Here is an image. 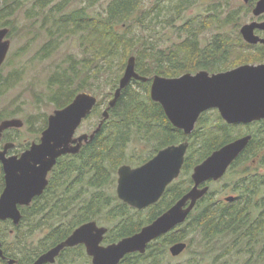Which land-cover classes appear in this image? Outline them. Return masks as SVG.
Here are the masks:
<instances>
[{"label":"trees","instance_id":"trees-1","mask_svg":"<svg viewBox=\"0 0 264 264\" xmlns=\"http://www.w3.org/2000/svg\"><path fill=\"white\" fill-rule=\"evenodd\" d=\"M25 1L0 0L1 28L13 29L11 17L21 9ZM102 1L106 2V6L101 11H92ZM255 1L252 0L247 5L231 7L228 0H210L205 15L191 17L184 21L177 28L178 41L169 47L161 48L147 37L131 35L130 32V24L133 20L145 28L147 24L152 25V22L163 18L161 15L164 14V7H158L160 1L155 2L151 8L144 9L142 7L144 0H84V6L67 10L70 0L56 2L35 0L34 10L29 11L28 17L41 18L42 26L46 28L45 31L49 37L48 42L39 50L40 59L49 57L58 48L60 41L69 36L78 37L82 53L80 58L68 57L67 67L52 75L48 83L51 95L47 97V100L56 109H61L68 105L76 94L91 91L90 81H98L103 76H106V81L112 85L113 94L109 95V99H112L126 62L131 56L135 57L136 72L143 77L157 75L174 78L185 73H196L199 70L217 73L240 65L264 63V45H249L242 40L239 33V27L243 21L240 14L245 12L248 16ZM193 3L194 0H178L171 5V10L176 16H180ZM259 18L262 20L264 17ZM210 27L215 29V33L205 44H201L200 36ZM230 28L233 30L230 31ZM257 33L264 37V32ZM10 35L9 30L8 36ZM113 66H115V71H113ZM111 74L114 75L113 79L109 77ZM10 83L11 81H4L0 77V85H2L0 94L8 88ZM136 87L143 88L145 93H141ZM99 102L88 118L95 113L96 118L100 119L99 121L102 120ZM108 111L109 117L89 142L88 151L78 161H74L75 170H85L90 174L89 204L79 211V215H76L74 220H69V223L59 222L57 226L48 224V222L43 223L42 227L47 229L48 235L46 233L44 236L42 246L48 247L60 241L75 226L98 216L106 206L112 203L113 199L106 190L117 166L127 160L124 147L139 129L146 130L145 133L149 137L154 136L157 142L162 143L161 145L174 144L181 138L184 139L181 132L172 131L173 127L160 105L150 99L147 83L132 80L122 90L115 106ZM14 115H16L15 111H4L0 113V122L12 119ZM217 118L209 116L200 119L195 131L186 137L190 142L184 164L187 176L186 190L192 183L188 177L191 169L211 152L228 143L238 133L236 128L218 125L220 122ZM24 124L30 127L27 120ZM46 124L47 118L45 117L39 131L43 130ZM30 131L35 136L39 133V131H32L31 128ZM250 132L253 134L252 140L240 159L242 157L243 161L248 163L255 159L256 165L264 167V122L262 125L251 128ZM71 174L72 167L65 163L56 186H65V183L69 182L66 177ZM230 177L234 175L231 174ZM235 177L239 179L238 176L235 175ZM260 180L256 184L257 189L264 190V175L260 177ZM244 182L246 181H238L236 185L242 186ZM68 185L70 186V183ZM63 196L65 206L70 203V199L65 194ZM205 201V204L193 211V216L187 226L189 230L201 237L200 248L202 249L205 244L222 235H238L241 229L244 234L240 235L247 236L249 239H254L256 233L257 237L262 232L261 230H264V220L262 221L264 203L260 219L256 220V225H250L246 213L247 211L250 213L251 210L239 207L223 208L213 205L211 200ZM125 209L122 207L118 211L125 213ZM117 216L122 215L117 214ZM121 221L124 224L118 230V234H132L141 226V223L137 225L136 222H131L130 218L128 221L126 219ZM9 228V225L1 224L0 237L6 243L4 249L11 256H17L20 254L21 231L19 227H14L13 234H10ZM253 255H257L255 264H264V246ZM250 264L254 262L251 261Z\"/></svg>","mask_w":264,"mask_h":264},{"label":"water","instance_id":"water-1","mask_svg":"<svg viewBox=\"0 0 264 264\" xmlns=\"http://www.w3.org/2000/svg\"><path fill=\"white\" fill-rule=\"evenodd\" d=\"M242 1L247 4L251 0ZM252 15L256 18L264 16V0L255 3ZM256 30L264 32V20L244 24L239 33L249 45H264V38L257 35ZM8 33L7 28H0V67L10 48ZM132 80L142 83L149 80L136 72L134 56L129 57L126 62L118 87L108 103V109L115 106L122 90ZM149 96L162 107L171 125L187 135L194 129L200 114L209 109H217L229 124L259 121L264 119V63L240 65L212 74L201 70L195 74L185 73L174 78L154 76ZM97 101L92 94L81 92L68 105L56 109L47 118V127L41 134L40 143H33L20 158L5 157L12 144H6L3 151L0 150V162L3 164L6 180V188L0 198L1 220L11 219L14 224H18L20 212L17 205H28L33 197L42 194L48 184L47 175L56 160L66 154H76L82 142L93 139L103 122L108 119V109L102 112L100 124L90 135L83 134L77 138L73 136ZM22 127V120L17 118L1 121L0 140L6 130ZM249 140V136L236 140L213 152L196 166L192 174L193 188L164 215L135 236L103 249L96 246L100 237L95 239L93 236L102 235L105 230L97 229L94 223L85 224L33 264L53 263L64 248L77 244H86L88 253L93 257V264H118L126 254L143 253L147 243L184 222L197 200L207 191V188L199 189V186L210 179L221 178ZM186 149V143L171 146L159 152L141 168L132 170L127 166L121 167L118 171L117 187L120 199L138 208L155 202L165 187L178 176ZM187 203L189 205L184 208ZM184 247L183 244L173 246L172 255H178Z\"/></svg>","mask_w":264,"mask_h":264},{"label":"flooded vegetation","instance_id":"flooded-vegetation-1","mask_svg":"<svg viewBox=\"0 0 264 264\" xmlns=\"http://www.w3.org/2000/svg\"><path fill=\"white\" fill-rule=\"evenodd\" d=\"M257 32L258 31H255V33L259 35ZM154 76L148 77L149 80L146 83L148 84L149 88L151 85V80ZM106 109L108 108L106 107L104 110ZM209 116L218 117L217 121L220 122L218 125L222 127H232L238 130L237 135L232 137L228 143L221 146L217 150L247 136L250 137V142L253 137L250 129L256 127L257 125H262L264 122V119H262L251 123L229 124L221 117L217 109H209L200 114L195 123L194 129L188 135L185 134L184 131L178 130L171 125L173 127L172 131H178V133L181 132L184 136V139L181 138L180 141L174 144L164 145H161V142H157L154 136L149 137L148 134L145 133L147 132L146 130L142 128L139 129L137 133H134L133 139H131V141L124 147L127 160L117 166L116 171L114 174H112L110 185H108L106 190V192L113 199L112 203H110L109 206H106L98 216L89 218L88 220H85L81 224L75 226L71 232L60 241L49 245L48 247L42 246L44 236L48 232L47 229H43V223L48 222V224H56V226L59 224V222L69 223V220H74L76 215H79V211H82L85 205L89 204L88 199L90 198V193L88 182L90 174L85 170H75L74 163L75 160L78 161V159L84 156L85 152L88 151L87 147L89 146V142L92 140H89L88 142H82L76 154H66L56 160L55 165L47 175L48 184L42 194L33 197L28 205H17V209L20 212V221L18 224H14L13 220L11 219H0V225L6 224L10 226V234H13L14 227H19L21 231L20 254L17 256H11L10 253L4 249L6 243L4 239L0 237V247L2 251L0 264H33L49 250L69 238L76 229L89 223H94L97 229L105 230L104 234L93 236L95 239L100 237L99 243L96 246L103 249L111 245H116L122 240L131 238L141 232L144 227L149 226L159 217L164 215L168 210H170L184 195H186L193 188L194 182L192 180V174L194 168L206 160L213 152L217 151L214 150L211 152L210 155H208L204 160L191 169L188 177L192 183L191 186L186 190L187 176L184 169V164L190 145V142L186 137L190 136L195 131L197 123L200 119H204ZM84 121H82L80 126L76 129L73 136L74 138H77L83 134L90 135L100 124L99 121V123L95 125L94 129H92L90 133H78ZM46 127L39 131L38 137L33 138L31 141L26 140L23 143L19 142V140L17 141V137H15L16 134L13 135L11 132L19 129L6 130L0 140V150L3 151L6 144H12L13 146L8 149L5 157L20 158L22 153L28 150L33 143H40L41 134L46 129ZM249 142L242 152L228 166L225 174L221 178L218 180L210 179L199 186V189L207 188V191L199 200H197L193 210L188 214L183 223L176 225L169 232L162 234L147 243L143 253L133 252L126 254L118 262V264H197L200 260V256L205 254V252L200 250V248L198 250L196 249L197 245L201 247L202 239L199 235L197 236L195 233L189 230L187 226L191 216H193V211L205 204V200H211L213 205L223 208L239 207L245 210L247 208L248 210H251L250 213L257 210L258 213H256L254 217L250 216L248 211L246 213L248 219H250L248 220V223L250 225H256V220L260 219L261 217L264 203V190L257 189L256 184L261 181L260 177L262 178L264 175V167L259 164L256 165L255 159H252L251 163L243 161L242 157L240 159V156L246 151L245 149L248 147ZM184 143L187 144V149L179 174L165 187L164 191L155 202L142 208H138L120 199L117 187L119 179L118 171L121 167L127 166L132 170L141 168L153 160L159 154V152L165 150L168 147L178 146ZM65 163L72 167V174L66 177V179L69 180L68 183H70V186L68 183H65V186L62 187L56 186L57 182L60 180L58 178L63 171ZM231 174H233L234 177H230ZM235 175L238 176L239 179H237ZM244 180L246 182L243 183V187L236 185L238 181L242 182ZM218 184L220 186L216 187ZM5 188V173L3 170V164L0 162V198ZM170 188H172V190H170ZM180 192L182 193L179 195L178 193ZM64 194L70 199V203L65 206L63 205ZM188 205L189 203H187L184 208H187ZM122 207L126 208L125 213L118 211L119 209H122ZM61 210L63 211L61 212ZM117 214H121L122 216H117ZM128 218H130L131 222H136L137 225L141 223L140 228L134 231L132 234H118V230L122 227V224H124V222L121 220L126 219V221H128ZM263 220L264 219H262V221ZM249 224L247 225L249 226ZM32 227H34L33 230H31ZM194 236H197L198 238ZM177 244H183L185 247L178 255H172L171 248ZM186 255H188L187 259L185 257ZM31 257L32 259H30ZM45 264H93V257L88 253V247L86 244H77L72 247L64 248L55 258L53 263Z\"/></svg>","mask_w":264,"mask_h":264},{"label":"rangeland","instance_id":"rangeland-1","mask_svg":"<svg viewBox=\"0 0 264 264\" xmlns=\"http://www.w3.org/2000/svg\"><path fill=\"white\" fill-rule=\"evenodd\" d=\"M56 1L59 0H54V2ZM159 1L160 6L158 7H164L165 15H161L163 18H160L157 22H152V25L147 24L145 28L133 20L130 24V32L131 35L147 37L161 48L169 47L175 41L177 42L179 39L177 28L191 17L205 15V10L210 3V0H194V3L184 10L180 16H176L175 12L171 10V5L178 0H144L142 7L144 9L151 8L155 2ZM228 1H230L231 7L247 5L242 0ZM34 2L35 0H26L21 9L11 17V22H13L11 27L13 29L9 27L11 35L8 36L10 49L4 66L0 70L1 79L11 81L8 88L0 94V113L15 111L16 115L13 118L20 119L24 123L27 120L30 124V127L24 124L21 129L11 131L13 135L16 134L17 141L19 140L22 143L38 137L39 134L35 136L30 128L32 131L38 132L43 126L44 118H48L56 110L54 105L47 100V97L51 95L48 83L52 75L58 73V71H63L67 67L66 59L68 57L80 58L82 56L78 37L69 36L60 41L58 48L49 57L40 59L39 50L48 42L49 37L46 34V28L42 26L41 18L28 17L29 11L34 10ZM81 6H84V0H70L67 10ZM105 6L106 2L102 1L92 11H101ZM240 17L243 20L240 26L253 21H261L260 18H255L252 15V11L248 16L245 12L241 13ZM232 30L230 28V31ZM214 33L215 29L211 27L209 30L204 31L199 38L201 44H205ZM114 68L115 66H113V71H115ZM109 77L113 79L114 75L111 74ZM90 82L92 83V90L84 92L93 94L98 98V102L100 101L99 112H102L108 107L111 100L109 95L113 94L112 85L106 81V76L98 81ZM136 88L141 93H145L143 88ZM99 120L94 113L82 123L78 133H90L95 125L99 123ZM218 186L220 185H216V187ZM256 213H258L257 210L252 211L250 216L254 217ZM241 231L243 229L235 236L225 234L217 237L212 242L205 244L203 249L197 245V250L200 248L205 252V254L201 253L202 255L197 264H250L251 261L255 264L257 255L254 256L253 253L256 254L264 246V230H261L262 232L258 231L260 234L256 237V233L254 239L240 235L243 233ZM185 257L187 259L188 255Z\"/></svg>","mask_w":264,"mask_h":264}]
</instances>
